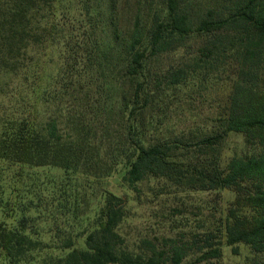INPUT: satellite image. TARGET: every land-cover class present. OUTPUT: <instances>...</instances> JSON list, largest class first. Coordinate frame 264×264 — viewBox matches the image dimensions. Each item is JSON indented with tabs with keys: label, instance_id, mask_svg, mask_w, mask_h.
<instances>
[{
	"label": "trees",
	"instance_id": "obj_1",
	"mask_svg": "<svg viewBox=\"0 0 264 264\" xmlns=\"http://www.w3.org/2000/svg\"><path fill=\"white\" fill-rule=\"evenodd\" d=\"M184 194L194 231L127 229ZM0 215V264H264V0H0Z\"/></svg>",
	"mask_w": 264,
	"mask_h": 264
},
{
	"label": "rangeland",
	"instance_id": "obj_2",
	"mask_svg": "<svg viewBox=\"0 0 264 264\" xmlns=\"http://www.w3.org/2000/svg\"><path fill=\"white\" fill-rule=\"evenodd\" d=\"M223 151L222 157L230 156L234 153L239 154L244 151V144L242 137L240 135H230L223 142ZM119 175H114L111 178V183L109 185L113 191H115L119 195H124L127 193L129 197H131L130 191L125 189L122 186L120 181L117 179ZM151 186V187H150ZM144 191L146 192L149 188L152 189V185H147L146 183L142 185ZM152 192V191H151ZM151 192H148L151 194ZM206 197V195H204ZM234 194L231 191L225 190L220 194V198H217L218 205L222 203V205H226L228 201L233 198ZM210 197H208L209 199ZM207 200V199H206ZM196 197L191 195H181L178 199H173L172 197L168 198L164 203L156 200L145 199L141 204L131 201L130 208L133 212V217L129 220V225L127 229L131 232L137 233L139 232H147L150 234L158 233H173L176 232H189L190 227H195V219L193 213L190 211L197 204ZM160 202V203H159ZM187 209L189 211L185 212L181 215H176V217H164L163 214L169 216L170 214H175V208ZM206 210V209H205ZM207 212V211H205ZM208 214V213H207ZM174 218V220H172ZM188 218V219H187ZM1 219V215H0ZM186 222H189L187 224ZM237 246V252L234 253L232 250V246H222V254L218 258L211 259L207 262H202L199 264H259L262 260L259 254L254 253L250 247L247 245L240 243ZM190 257L185 261L186 264H189Z\"/></svg>",
	"mask_w": 264,
	"mask_h": 264
}]
</instances>
